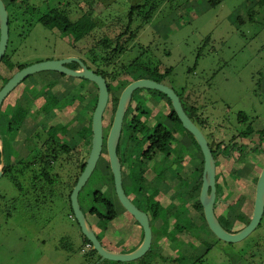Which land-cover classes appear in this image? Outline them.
Masks as SVG:
<instances>
[{
  "label": "rangeland",
  "instance_id": "1",
  "mask_svg": "<svg viewBox=\"0 0 264 264\" xmlns=\"http://www.w3.org/2000/svg\"><path fill=\"white\" fill-rule=\"evenodd\" d=\"M68 1L26 0L27 15L19 14L14 20L8 0H4L11 23L5 55L22 64L48 58L80 57L72 47L73 41L65 38L58 28L44 27L36 21L34 15H29L33 8L39 14L60 3L66 5ZM76 2L78 6H74ZM26 5L24 3L21 8ZM137 5L141 8L130 21V9ZM70 9L73 19L90 12L100 26L111 25L114 32L118 31L117 27L123 26L130 27L134 32L139 31L138 38L130 42L128 50L115 65L109 67V71L120 72L122 68L131 67L133 75L159 79L174 89L188 115L214 149L218 144H229L249 124L255 130H264V0H71ZM86 46L89 47L83 43L79 49L84 51ZM43 76L58 81L47 86L42 81ZM128 78L131 80V75ZM82 82L80 78L48 71L31 75L23 86L33 85L34 95L44 99L52 95L65 103L70 93L75 92ZM98 93V88L93 84L85 93L82 92L84 97L81 100L85 102L77 111L79 113L82 110L81 116L77 117L76 122H71L74 129L72 142L77 149L74 158L78 168L90 154L92 135L88 121ZM120 94L113 92L110 96L111 104H108L104 114L105 133L111 127ZM146 97L151 100L146 102ZM134 98V108H139L138 102L142 104L139 110L134 111V115L144 122L146 128L140 139L151 135L154 124L171 127L168 112L172 108L164 106L167 101L154 93V90H137ZM64 119L68 121L66 117ZM179 134L181 144L193 153L191 164L196 170L192 178L199 180L203 177L201 163L204 158L184 130L181 129ZM14 141L15 138H12ZM26 147L32 149L34 142L27 140ZM146 147L145 142L140 143V147L127 146L126 153L120 149L119 156L123 161L131 158L132 162L139 163V156ZM219 159L222 170L234 164L240 168L241 181L250 186L247 210L251 214L255 199L251 190L255 187L253 180L264 165V143L249 162L233 161L227 164L223 155ZM7 162L10 172L0 178V264L93 263L98 257L90 258L88 255L91 249L85 245V237L69 201L68 193L79 175L73 163L68 164L67 170L60 173V181L68 183L66 197L55 194L53 203H48L44 209H31L30 206L21 209L14 181L17 169L15 151L7 155ZM108 162L107 155L103 154L80 192L79 202L89 225L107 250L132 252L143 242L144 232L119 204L111 170L105 171ZM125 166L127 168L123 169V179L127 188L128 166ZM72 171L76 172L74 177ZM154 173L149 172L152 181ZM168 176L170 181L175 178L172 172H168ZM178 177L180 179L171 183L175 189L178 182L183 181L181 175ZM56 185L59 184L56 182ZM154 185L161 188L155 182ZM96 190H100L112 202L118 213L115 219L107 223L89 214V209L94 206L104 211L102 205H96L93 201ZM178 191V194L185 196L184 192ZM225 208L223 205L217 214H223ZM183 239L184 236L178 238L172 247L184 245ZM210 239L214 247L207 255H204L205 242L200 240L182 264H191L190 261L197 259L200 261L196 264H264V217L255 232L243 242L228 244L214 236H210ZM166 241L167 234L155 233L154 242L158 247ZM139 261L129 264H137Z\"/></svg>",
  "mask_w": 264,
  "mask_h": 264
},
{
  "label": "trees",
  "instance_id": "2",
  "mask_svg": "<svg viewBox=\"0 0 264 264\" xmlns=\"http://www.w3.org/2000/svg\"><path fill=\"white\" fill-rule=\"evenodd\" d=\"M24 3L26 5V0H8V4L12 8L13 16L15 17L14 20L17 19L16 16L19 14H21L22 16L27 15V5L25 6V8H21ZM74 6H78V2L74 3ZM70 8L71 0H69L66 5L60 3L59 6L49 8L44 13L40 12L39 14H37V9L33 8L32 12L29 15H34L37 19L36 21L42 24L44 27L55 26L61 31L62 35L65 38H70L73 41L72 47L74 48V50H76L77 54L80 56L85 65L89 69L93 70L99 75H102L106 79L110 96L113 92L120 94L128 84L138 79L148 78L161 83L159 79L151 78L150 76L143 77L133 75L130 70L131 67L128 69L122 68L120 69V72H116V70L113 72L109 71V67L115 65L119 58L128 50L130 42L138 38L139 31L134 32L128 26L117 27L116 25V27L119 29L117 32H114V29L111 27V25H108L106 27L104 25L100 26L98 22L95 21L93 14L90 12L83 14L76 19H73ZM140 8V5L131 7L129 12L130 21H132V17L134 16L135 12L139 11ZM83 43L85 45H89L88 48L87 46L85 47L84 51L82 49H79V45ZM5 64L7 65V67H5L8 69V71H11L14 68V64L11 62L10 57L7 55H5L0 62V68ZM68 66L74 70L81 69V67L77 63H72ZM129 75H131V80L128 78ZM82 81L83 82L75 89V92L70 93V96H68L69 100L62 104V108L70 106V109H72L73 105H76V107L78 108L79 105L83 104L80 95L82 97V92H85L90 85L95 84L88 80L82 79ZM154 93L161 96L162 99L166 100L167 102L165 104L172 108L170 112H168V119L170 121L171 127L167 128L164 125L160 124L157 127H153L151 135L147 138H138V136L141 135L146 128L144 122L138 119L136 115H134V111L139 110V108H136V110L134 108V98L132 99L126 113V119H130V122H126L124 124V131L120 140L118 151L122 149L123 153H126V150L128 148L134 146L140 147V143L145 142L147 144L145 150L147 151H144L139 156V159L152 161L154 159H158L161 156L165 157L168 161H166L167 164L164 166V169L167 170V174L168 172H172L173 174H175V176L181 175L183 177V181L179 184V187L182 188V191L186 195L185 197L181 196L180 198V200L183 202L181 209H174L171 215L174 216L177 213V219H175L176 221L172 222L174 225L176 224L175 226L173 225L174 230L175 232H177V234L185 236L184 239L188 241V245L185 244L184 241H182L184 243V247L182 248L183 257L181 259H178L179 264H182V261L188 259V255L191 253L194 247L199 244L200 240H203L205 242L204 255H207L214 247V243L210 239V236H214V234L210 231L206 223L203 206L200 202L202 177L199 180H195L191 177L193 176L196 168H192L191 162H189L190 160L187 159V157L190 156L192 158L193 153L190 152V150L181 143L175 146V139L176 136L180 135V130H184L185 133L194 142V145L197 147V149L200 152L201 150L193 135L183 127L181 121L173 110L169 98L161 92L154 91ZM97 100L98 96L93 109L90 111V118L88 121L91 135L92 117L97 105ZM108 104H111V98ZM70 114L71 118H73L74 115L77 116V113ZM190 118L193 120L191 116ZM61 129L62 126L59 124H56L54 127L55 148L64 150L66 151V153H68L72 149H76V145L73 144L70 135H66V133L64 137L59 135V131ZM255 136H257L258 138H255ZM263 143L264 130H255L252 124H249L244 131H242L239 135L234 136L229 144H218L216 149H214L213 144L210 145L216 159L217 166V199L215 203V212L222 226L230 233L239 232L251 221L253 210L251 214H249L247 210V193L250 191V186L247 183H243L241 181L242 178H240L239 176L240 168L235 166L236 164L232 165V167L230 168L226 167L222 170L221 161L219 158L221 155L225 156L227 164H231L233 163V161L235 163H245L247 161L249 162L251 160V156L254 155L255 152H257L260 148H262ZM89 146L90 151L92 141L90 142ZM105 154L107 155L106 152ZM74 157L75 155L55 156V165L64 166L67 164H72V159H75ZM180 159L183 160V168L178 167V162ZM121 161L122 164H126L128 166L127 180L132 189H138L139 192L142 193L150 183L154 184L155 182L156 184L161 186L162 183L167 182V184L169 185L170 179L168 175L163 178L160 177V173L163 167H161V169L159 170L154 171L155 176L152 181L149 179V172L152 170L148 166H146L144 162L135 164L132 162L131 158H127L125 159V161ZM139 166H141L140 169L136 171ZM201 167L204 169V160L201 163ZM84 168L85 165L81 167L80 172H83ZM263 168L264 165L261 168L259 175L253 180L255 185L253 190H251L253 198H255L256 185ZM105 171H110L109 162L105 167ZM3 172L4 175L10 172V166L8 162L6 163ZM60 179V175L55 174L54 183L59 182ZM14 181L16 186L18 187L17 177ZM77 181L78 179L75 181V184L77 183ZM166 188L167 191L170 190L169 186H167ZM144 195L148 196V194L146 193H144ZM147 200L152 202L150 196L147 197L146 201ZM93 201L96 205H102V207L106 210V214H103L97 206L89 209V214L97 216L99 221L107 223L117 216L112 202L108 200L100 190H96L94 192ZM223 205L226 206L225 211L223 212V214L218 215L217 211L219 208H222ZM158 216L159 204H156V209L154 210L156 224L158 223ZM167 238L170 239L171 237L167 235ZM85 245L92 246V244L86 238ZM158 250V245L153 241L151 250L142 259H140L141 261H139V263L137 264H159L160 256ZM89 254L90 258H94V256H97L98 258L94 260L93 263L88 262V264L98 263L100 257L98 253L93 249V246L88 255ZM199 261L200 260L190 261V263L196 264ZM106 262L112 264L111 261L107 260L101 262L100 264H106Z\"/></svg>",
  "mask_w": 264,
  "mask_h": 264
},
{
  "label": "flooded vegetation",
  "instance_id": "3",
  "mask_svg": "<svg viewBox=\"0 0 264 264\" xmlns=\"http://www.w3.org/2000/svg\"><path fill=\"white\" fill-rule=\"evenodd\" d=\"M62 59L65 58H59V59L48 58L38 62L22 64V63L14 62V59L10 57L11 62L14 64V68L11 71H8V69L6 68L7 65L5 64L3 65V68L0 69V91L7 84V82L23 68L43 61L62 60ZM68 65L66 66L70 68ZM28 78H30V76ZM28 78L22 81L18 86L15 87L13 91H11L8 94V96L4 99L0 107V159L1 162L3 163L2 165H4L3 166L4 169L7 163V155L10 154L11 151H15V153L17 154L16 177L18 180L17 188L19 192L18 197L20 199L21 209L26 208L28 206H30L31 209H35V208L44 209L46 208V205H48V203L51 202L53 203L55 194L61 196L62 198L66 197L65 195H67L65 190L68 187V183L66 181H59L57 182L59 185H56V183H54V177L55 174L60 175L62 171H66L67 170L66 168L70 164L64 166H59V165L56 166L54 160L55 156L75 155L77 152V149H72L71 151L66 153V151L64 150L55 148L54 127L56 124L61 125L62 129L59 131V135L64 137L66 133V135H70V137L73 139L74 134L72 133L74 132V129H73V124H71V122L73 123L74 121L76 122L77 117L81 116L82 110H80L79 113L77 111L82 106V104L79 105L78 108L76 107V105H73L72 107L73 111L72 110L70 111V106H66L62 108L61 107L63 104L62 101H60L59 99L56 100L55 97L52 95L48 96L45 99L42 96H36L34 95L35 89H33V85L23 86V83L26 80H28ZM42 81L45 82V85L50 86L54 82H57L58 79L45 76L42 79ZM82 97H84L83 94ZM132 99H134V95ZM145 99L146 102L151 100V98L148 99L147 97ZM7 100L8 102L6 103L7 105L6 106L5 102ZM82 102L84 103L85 101L83 100ZM137 106L140 108L142 104L138 102ZM164 106H166V104ZM70 113L73 114L77 113V116L74 115L75 117L71 118ZM65 117L68 120L67 122L64 121ZM126 122L129 123L130 119L129 121H126V116H125L124 124ZM124 124H123L122 134L124 131ZM159 125L160 124H154L153 127H157ZM110 128L105 133V142L108 133L110 131ZM12 138H15L14 142H12ZM138 138H140V135L138 136ZM27 140L34 142V147L32 149L26 147ZM180 143H181L180 137L176 136L175 146ZM105 152L107 153L106 146L103 149L102 155L105 154ZM118 156H119V151H118ZM192 158L190 156L187 157V159L190 160L189 162H191ZM119 159L121 161L120 156ZM87 160H85L82 166L83 165L86 166ZM72 161H73V166L77 169V172L79 171V175L77 177L78 179L82 173L80 172L82 166L78 168L75 163V159L74 160L72 159ZM166 161H167L166 158L161 156L159 157V159H154L152 161L140 159L139 163L137 162L135 163L134 161L133 163L140 164L144 162V164L148 166L152 171H156L158 170V168L163 167L160 173V177L163 178L166 175H168L167 170L164 169V166L168 162ZM123 165L124 164H122V173H123V169L127 168L125 165L124 166ZM178 167L183 168L182 159L179 160ZM75 173L76 172L73 173L72 171L73 177ZM175 179H180V178L178 176H175V178H173V180L169 182V185L167 184V182L166 183L164 182L163 185H161V188L156 187V185H154L153 183H150L142 193L139 192L138 189L136 190L132 189V187L129 184H127V188L124 186L125 192L129 197V199L132 201V203L138 209H140L141 211L147 214L153 232V241H154L155 233H161V234L164 233L167 234L169 237H171L170 239L167 238V241L163 244V246L159 247L158 250L160 256L159 264H179L178 259H181L183 257V251H182V248L184 247L183 245L178 248L172 247V245L178 241V238H181L183 236L177 234V232H175L173 227L174 224L172 222L176 221L175 219H177V213L174 216H171L172 211L174 209L175 210L181 209L183 202L180 200V198L181 196L182 197L184 196L183 194H178L179 192L178 190L182 191L179 187V184L182 183V180L178 182L176 187L177 189L171 186V183ZM167 186H169L170 189L169 191H167L166 188ZM74 187L68 193L70 203H71V193ZM152 188L154 189L152 190ZM144 193L150 196L152 202L148 200L146 201L148 196H145ZM119 204L121 205L120 202ZM156 204H159V216H158L157 224L155 222L156 219L154 217V210L156 209ZM125 212L128 213L126 210ZM101 213L106 214V210L104 209V211H101ZM133 219L137 224H139L134 217ZM168 221H169V228H168ZM183 241L185 244L188 245V241L186 239H183ZM141 244L142 242L138 245V247ZM115 252L129 253V252H121V251H115ZM116 264H122V263H116Z\"/></svg>",
  "mask_w": 264,
  "mask_h": 264
},
{
  "label": "water",
  "instance_id": "4",
  "mask_svg": "<svg viewBox=\"0 0 264 264\" xmlns=\"http://www.w3.org/2000/svg\"><path fill=\"white\" fill-rule=\"evenodd\" d=\"M10 38V18L4 0H0V62L4 58ZM77 63L80 70L68 68L66 65ZM58 72L94 83L98 88L97 105L92 117V146L86 166L78 178L71 193V207L82 234L92 244L93 249L98 253L100 260L97 264L107 260L116 263H131L143 258L152 247L153 232L149 218L146 213L138 209L127 196L124 183L122 164L118 156L123 124L133 95L137 90L150 89L161 92L171 101L173 110L181 121L183 127L193 135L204 158V169L200 202L203 206L204 216L210 231L214 236L228 244L243 242L249 238L260 226L264 217V168L258 178L256 185L254 209L250 223L236 233L228 232L220 223L216 212L215 203L217 199V166L216 159L210 147L209 141L186 112L181 98L171 87L152 79H138L128 84L121 92L114 119L105 142L104 114L110 100V92L106 79L93 70L89 69L78 57H68L62 60H48L35 63L17 72L0 91V107L8 94L15 89L22 81L31 75L41 72ZM106 146L109 167L114 179V186L117 198L123 208L132 215L141 225L144 231V240L140 247L130 253H118L107 250L93 228L89 225L87 217L81 208L79 194L89 181ZM3 176V166L0 159V178Z\"/></svg>",
  "mask_w": 264,
  "mask_h": 264
},
{
  "label": "built area",
  "instance_id": "5",
  "mask_svg": "<svg viewBox=\"0 0 264 264\" xmlns=\"http://www.w3.org/2000/svg\"><path fill=\"white\" fill-rule=\"evenodd\" d=\"M88 248H89V249H91V248H92V246H91V245H88Z\"/></svg>",
  "mask_w": 264,
  "mask_h": 264
}]
</instances>
